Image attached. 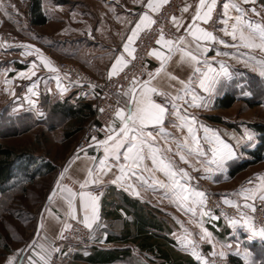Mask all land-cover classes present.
I'll list each match as a JSON object with an SVG mask.
<instances>
[{
  "label": "crops",
  "instance_id": "crops-1",
  "mask_svg": "<svg viewBox=\"0 0 264 264\" xmlns=\"http://www.w3.org/2000/svg\"><path fill=\"white\" fill-rule=\"evenodd\" d=\"M225 2H228V0H217V7L214 10L212 21L208 24H203L202 22L198 23H200L201 27L213 31L214 35L218 38L217 43H219L218 41L220 39H223L231 45L237 42H233L230 36H225L224 33L220 31V29L224 27L220 22V18L224 11L223 4ZM232 2L242 3V0H232ZM181 3V12L174 15L181 20V26L179 31H177L171 19L173 29V37L171 40L174 41L175 45L178 43V38L184 36L185 44L188 45L185 50H192L194 54H196L192 37L186 32V29L192 23V16L195 14V9L199 4V0H182ZM146 4L147 0H98L91 2V8L94 9L91 13L89 11V5L83 3V5H80L82 10H79L78 15L72 17V19L68 18L64 13L53 16L44 12L48 18L46 24L34 26L43 27L45 25H51L55 30L50 33L43 32L41 35L38 34L40 38L32 34V36H29L28 42L26 43L16 39L13 43H0V64L7 65V75L9 74L6 78V83L18 87V90L22 88V91H18L19 95L16 94V96L18 99L22 98V101L24 98L23 104L27 105L26 114H28V117L34 120L37 119V114L40 116V113H43L41 119H47L50 116L52 106L57 103L78 105L79 103L87 102L92 104L93 107L94 95L90 90L64 82L56 72H52L45 68L39 57L42 55L47 60L51 61L52 66L54 61H72L80 65L92 76L104 78L108 76V71L118 56L122 55L126 64L128 63L131 56L124 51L123 45L127 42V37L131 34V30L139 21V15L147 11L145 7ZM243 6L251 8L253 5L248 4ZM254 6L258 11L264 10L262 9V6H264L263 0H255ZM101 7L103 10H98ZM185 7H188L187 12L183 11ZM94 12L96 15L93 14ZM155 13L156 12H149L152 17ZM229 14L232 15L233 13L230 12ZM249 16L254 21L264 22L262 17L255 16L252 13H249ZM213 21L215 22L214 26ZM142 31H140L139 34ZM214 43L216 42L207 45L210 51L200 56V59L203 60L207 58L217 70H219V63L223 62L227 70L231 73V79L221 78L220 83L217 85L218 91H215L211 95L203 92V90L199 88L198 78L200 74L194 72L195 65L181 59V53L179 51H175L171 54L170 59L164 64L159 74L156 73V69L161 67V62L149 53L147 71L148 73H153L155 76V79L152 81V86L157 87L159 90H165L176 95L183 87L190 86L199 96L203 97L207 107H190L185 105L183 101H177V103L182 106V109L187 108V113L190 116L195 117L197 128L202 124L201 121L203 119L207 118L211 120L210 116L217 117L219 120H211L212 122L210 124L213 126V130L220 135L221 139L227 143L220 131V126L223 121L227 122V118L225 117L226 114H222V111L228 108H216L214 102L217 97L227 92L233 93V90H230L229 86H231V82L234 78L233 74L236 73L235 69L238 68L237 66H244V64L247 66L249 64L250 69H253V66L257 67L259 56L264 55V51L245 48L242 45H238L237 47H225L220 44V47L216 48L214 47ZM133 44L134 42L130 45L132 49ZM37 49L39 50V54L35 51ZM153 50H158L164 55L169 54L166 47L157 44L150 52ZM217 51L228 52L230 55L217 56ZM253 60H255V62H253ZM250 61L255 64H252ZM200 66L205 67L203 65ZM31 72H35V75H31ZM21 73H26L27 75L22 76L20 75ZM172 77H176V79H172ZM181 81H184L185 84H181ZM33 85H35V95L29 91V88ZM64 89H66V91ZM180 94L183 95L182 92H180ZM188 99L190 100V96ZM123 100L124 98L122 97L121 105L123 104ZM29 101H33L34 103L30 104ZM196 103L200 104V100H197ZM15 106L19 107L18 105ZM16 112L19 113L20 111ZM169 119L175 120L176 118L170 117ZM90 121L91 120L87 121L85 125ZM164 126L166 130L172 133L177 139H182L184 135H187L186 130L172 127L171 124L168 123V120L165 121ZM199 135L202 139V129ZM205 143L203 145H205ZM160 144L161 147H163V141H161ZM95 145L96 142L93 141L91 145L83 151L72 153L60 168L55 181L49 188L44 205L39 214L37 233L38 246L42 244L46 249L51 247L52 243L59 237L65 220L70 218L66 214V197L68 196L66 189H71L73 192L78 193L82 190L80 185L86 179H92V177L89 176V170L95 169L96 165L91 160V157H97L98 163L99 157L103 155L102 149L97 151ZM172 147L173 152L168 153V155L176 161L177 168H184L185 171L188 172L189 179L187 183L192 189L197 190L195 168L197 166H211V164H208V161L206 162L202 159H200L201 162H198L192 157L188 158V163L186 164L179 160V156L175 152V144H172ZM148 163L150 164V162ZM113 172H115V169H113ZM62 173L63 175H61ZM93 174L97 176V182L89 183L83 190L98 197L99 219L93 224L92 229H88L82 223L83 212L78 211L77 221L81 222L89 231L86 244L77 247L75 260L79 264H99L86 260L87 257L97 250L128 248L129 254L137 252L152 256L153 254L151 252L140 249L138 245L140 237L134 238L133 236L120 240L116 239L118 235L134 232L136 230L135 225H138L140 221L137 217V213L141 212H144L146 216L152 215L151 218L155 221L156 225L154 231H159L161 235H165L173 241L175 240L178 245L183 244L181 245L183 248L188 246V244L185 245V243L190 239L189 236H186V234L184 236L176 234L172 225L167 227L164 216L182 215L190 217L193 213L186 212L181 207H178L170 196L164 194L165 190L159 188L153 190L147 185L137 184V191H139L140 195L135 196L111 183V180L114 179L112 172L104 175L94 171ZM155 175L159 178H163L158 172L155 173ZM145 176L150 182V174L145 173ZM98 186H102L103 189L99 193H96L93 189ZM53 191H55V195L50 201L48 198ZM76 203L78 207V198ZM164 223L167 228L166 233L164 232ZM171 245L175 248L174 244ZM175 249L182 252L180 249ZM32 251L38 252L39 248L37 247V249ZM25 253L31 254L29 249L26 250ZM153 257L156 260L158 259L154 255ZM122 261L123 260H119L110 264H120ZM25 264H27L26 261Z\"/></svg>",
  "mask_w": 264,
  "mask_h": 264
},
{
  "label": "snow or ice",
  "instance_id": "snow-or-ice-1",
  "mask_svg": "<svg viewBox=\"0 0 264 264\" xmlns=\"http://www.w3.org/2000/svg\"><path fill=\"white\" fill-rule=\"evenodd\" d=\"M167 0H147L146 9L139 15V21L135 24V27L131 30V34L127 37V42L124 43L123 49L132 55L134 49L130 45L135 41L140 31L150 28L151 25L156 23L153 20L149 12H157L162 3H166ZM252 4L251 8H246L243 5ZM255 0H242V3L232 2L228 0L223 4V13L221 14L220 22L224 25L220 29L225 36H230L233 42L231 45L227 41L220 39L218 42L225 47H237L242 45L249 49H260L264 51V22H257L251 19L249 13L255 16L262 17L264 20V10L258 11L254 6ZM217 7V0H199V4L195 9V14L192 16V23L186 29V32L192 37L194 43V51L185 50L188 45L185 44L184 36L178 38V43L174 45V41L171 39H165L163 32H161L160 38L156 41L157 45L166 47L168 49V55L162 54L158 50H153L150 55L155 56L161 62V67L156 69V73L159 74L164 64L170 59L171 54L175 51L181 53V59L186 60L188 63L195 65L194 72L199 73L198 84L199 88L203 92L213 94L218 91L217 85L220 83L221 78L231 79V73L227 70V67L223 62L219 63V70L213 67V64L207 59H200L205 53L210 51L207 46L213 42H217L218 38L214 35L213 31H209L207 28L201 27L200 23L208 24L213 19L214 10ZM264 9V6H262ZM184 12L188 11V7L183 9ZM233 13L230 15L229 13ZM7 14V13H5ZM172 21L174 26L179 31L181 26V20L173 16ZM215 22L213 21V26ZM39 54V50H35ZM217 56H228V52L216 53ZM43 66L52 72H56L57 69L52 66L51 61L47 60L42 55L39 57ZM126 62L124 57L118 56L115 62L112 63L111 68L108 71V77H114L119 75L120 71L125 66ZM203 65L205 67H201ZM20 75L26 76V73ZM31 75H35V72H31ZM148 79L143 81L133 80L125 91H117V96L124 98L123 104L121 101H117V107L114 109V116L111 124L106 125V132L104 139L97 140L94 136L93 141L96 142L97 151L102 149L103 155L99 157L97 163V157H91V160L96 165L95 169L89 170V176L91 180H85L81 185V191L73 192L71 189H66L68 196L67 200V215L72 220H77L78 211L83 212L82 223L88 228L92 229L93 224L99 219L98 211V197L90 192L84 191L89 183H96L97 176L94 175V171L99 174L107 175L109 172L113 173L114 179L111 180L113 185H117L125 192L131 195L139 196L137 191V184L147 185L153 190L156 188L165 190L164 194L170 196V198L186 212H191L195 215L198 209H200V216H210L212 219H218L219 217L213 216L210 211H204L205 205V193L203 191L192 189L187 183L189 176L188 172L184 168H177L176 161L172 159L168 153L173 152L172 144H175V152L179 156V160L188 163V158L192 157L198 162L201 157H206L208 151L205 150L203 144L206 142L210 146V152L212 159L208 164H216L217 167H222L223 162L234 156L233 148L228 143H225L220 135L204 126L200 125L196 127V120L194 116H190L187 113V108H183L177 103V101H183L185 105L190 107H207L204 103V98L199 96L190 86L183 87L176 95L171 94L165 90H159L157 87L152 86V81L155 79L153 73H148ZM176 79V77H172ZM185 84L184 81L180 82ZM59 84V81H58ZM95 87V86H93ZM35 85L29 88V91L35 95ZM66 91V89H64ZM250 94V93H245ZM160 97L161 102H157L154 97ZM190 96V100L188 97ZM200 100V104L196 101ZM30 104L34 103L29 101ZM101 112L105 110L100 109ZM43 115V113H40ZM175 117V120L169 119ZM172 127L186 130L187 135H184L182 139H177L172 133L168 132L165 128V121ZM203 131V138L199 135L200 130ZM254 137L252 134H247V140L252 141ZM163 141V147L160 142ZM150 162V164L148 163ZM115 169V172H113ZM205 171L211 173L213 169L206 167ZM160 173L163 178H159L155 173ZM145 173H149L151 181L145 176ZM63 175V173L61 174ZM260 195L259 198L264 201V176L260 178ZM249 184L253 181L249 180ZM55 191L49 195L51 201ZM239 196H243L245 200L244 207L250 208L255 211V205L248 204L249 200L254 201L256 199V189L245 188L241 192L237 193ZM77 198L79 205L77 207ZM225 203L231 204L230 200H225ZM240 208V205H236ZM243 224L244 227L250 232L249 239L259 237L264 241V227L257 230L255 223L247 218V214L241 213L239 220H229V224L233 227L237 223ZM65 228H71V224H65ZM63 237V233H61ZM200 239L207 241L211 245L213 251L212 256L219 255L223 257L224 251L219 253L215 251L216 242L213 240L212 233L206 228H201ZM187 244L193 248V255L197 260H202L200 255H197L195 251V241L191 239L187 240ZM31 254H26L24 250H17L12 256L8 257L6 264H50L51 251H59V249L49 247L46 249L44 245H39L35 242L27 246ZM39 248V251H32ZM225 245H221L223 249ZM230 247V246H227ZM239 254V253H237ZM251 253L245 250L244 259L245 264H256L254 259H251ZM202 264H210L208 260H202ZM264 264V262H262Z\"/></svg>",
  "mask_w": 264,
  "mask_h": 264
},
{
  "label": "rangeland",
  "instance_id": "rangeland-1",
  "mask_svg": "<svg viewBox=\"0 0 264 264\" xmlns=\"http://www.w3.org/2000/svg\"><path fill=\"white\" fill-rule=\"evenodd\" d=\"M40 1L43 12L53 16L64 13L72 19L78 15L79 10H82L80 5L83 3L89 5V11L92 13L94 9L91 8V2L98 0ZM28 5L29 0H0V31L3 34H10L13 37V42L16 39L26 43L32 34L40 38L39 35L43 32L50 33L55 30L51 25L43 27L32 25L29 21ZM98 10H103V8ZM6 66L0 64V143L17 152L28 153L35 158L38 165L48 162L54 166V169L45 175H39L41 170L38 168L33 176L20 174L17 179L9 182L6 192L0 193V264H5L7 258L17 250L22 249L26 252L28 245L33 242L37 244L39 214L49 188L55 181L60 168L71 155L80 136V132H75L69 137H64L63 132L68 123L58 115L53 114L47 119H41L42 115L38 116L37 114V119L34 120L27 117V105L23 104L24 98L22 101V98L18 99L16 96L18 91H22V88L18 90V87L6 83V78L9 75H7ZM237 67L231 86H229V89L233 90V94H235L236 101L227 110L222 111V114H226L227 122L223 121L220 126L224 139L233 148L234 156L224 161L222 167L219 168L216 164L195 168V182H203L207 187V193L218 199L221 198L224 209H208L205 196L203 210L210 211L213 216L219 217L218 219H212L210 216L201 218L200 209L190 217L164 216L167 227L172 225L176 234L183 236L186 234L192 241H195L197 255H200L202 260H208L210 264H236L234 260L231 261V258L238 259L240 264H245V250L251 253L250 258L254 259L256 264L264 262V241L259 237L249 239L251 234L242 222L237 223L234 227L229 224V220H239L243 212L247 214L250 221L255 223L257 230L264 227V201L259 198L261 183L259 178L264 176V159L248 166L233 177L229 175V167L232 164L243 159H251L247 151L253 149L258 143V134L250 125L253 123L264 124V55L259 56V63L257 67L253 66V69H250L249 64ZM245 93L250 94L246 95ZM247 100L256 101L257 105L249 107ZM20 115L22 117L17 119ZM201 122L202 125L213 130L210 119L205 118ZM249 133L254 137L252 141L247 140ZM203 146L208 151V155L200 159L207 162L212 159L210 146L207 143ZM206 167H211L213 171L206 172ZM249 180L253 183L249 184ZM253 187L256 189V199L249 200L247 203H254V212L250 208L244 207V197L237 195L242 189ZM196 188L202 191L197 186ZM226 199L230 200L231 204L225 203ZM237 204L240 205V208L236 207ZM230 208L234 212H230ZM202 227L212 233L213 240L216 242L215 251L219 253L223 250L225 253L223 257L212 256L211 245L200 239ZM164 232H167V228ZM174 241L175 248L191 255L199 264H202V260H197L192 254L191 245L183 248L181 246L183 244L178 245ZM221 245L226 247L222 249ZM159 261V259H154L153 255L135 252L120 264H159Z\"/></svg>",
  "mask_w": 264,
  "mask_h": 264
},
{
  "label": "built area",
  "instance_id": "built-area-1",
  "mask_svg": "<svg viewBox=\"0 0 264 264\" xmlns=\"http://www.w3.org/2000/svg\"><path fill=\"white\" fill-rule=\"evenodd\" d=\"M182 0H167L160 9L153 15L156 21L150 28L144 29L135 39L133 44V53L128 63L120 71L119 75L109 78H97L85 71L80 65L72 61H54L53 66L57 69L56 73L66 83L74 84L77 87L90 90L94 95L93 109L95 110L92 120L82 129L77 143L72 153L83 151L93 142L92 137L102 139L105 137L106 125H110L114 116V109L117 107V101L122 96H117V91H125L133 80L143 81L148 79L147 60L150 51L156 46V41L160 38L161 32L165 39L173 37L171 19L182 10ZM13 37L10 34L0 33V43H13ZM214 47L219 48L220 43H214ZM95 86V87H93ZM157 102L161 98L156 96ZM103 108L105 111L101 112ZM196 186L205 192L207 198L206 205L210 210H223V201L221 198L212 196L206 192L207 187L203 182H197ZM103 187L98 186L93 189L99 193ZM230 212H234L232 208ZM71 224V228H65V224ZM63 233V237L61 235ZM61 233L56 241L52 243L51 248L59 251H51L50 264H79L75 260L77 247L86 244L89 237L88 229L79 221L68 218L65 220Z\"/></svg>",
  "mask_w": 264,
  "mask_h": 264
},
{
  "label": "trees",
  "instance_id": "trees-1",
  "mask_svg": "<svg viewBox=\"0 0 264 264\" xmlns=\"http://www.w3.org/2000/svg\"><path fill=\"white\" fill-rule=\"evenodd\" d=\"M264 2V0H263ZM29 21L32 25L41 26L46 24L48 18L42 10L40 0H29ZM236 97L232 92H227L220 97H217L214 106L216 108H229L235 102ZM249 107L257 105L256 101L247 100ZM95 110L92 104L87 102L79 103L78 105L57 103L51 108L50 115H58L68 124L64 129V137H69L75 132L81 131L87 121L92 120ZM22 116H18L21 118ZM28 117V116H27ZM211 120H219L217 117L210 116ZM258 134V143L256 146L247 151L251 159H243L232 164L229 167V175L235 176L239 172L245 170L248 166L258 163L264 159V124L253 123L250 125ZM40 169L39 175L51 173L54 166L48 162L36 163L35 158L28 153L17 152L13 148L0 143V193L8 190L9 182L17 179L20 174L33 176L36 169ZM152 215L146 216L144 212L137 213L139 224L135 225L136 230L125 234L118 235L116 239H124L127 237H140L138 245L141 250L151 252L160 261L159 264H199L191 255L182 253L176 250L171 244L173 240L155 230V221L151 218ZM159 223V222H158ZM165 226V223H164ZM154 228V229H151ZM166 229V226L164 227ZM159 230V225H158ZM130 256L129 249H112V250H97L92 253L86 260L99 264H110L119 260H124ZM240 264L238 259L231 258V261Z\"/></svg>",
  "mask_w": 264,
  "mask_h": 264
}]
</instances>
